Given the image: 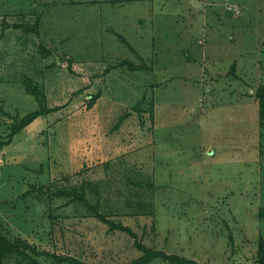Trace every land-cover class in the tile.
Listing matches in <instances>:
<instances>
[{"label":"rangeland","instance_id":"374dc122","mask_svg":"<svg viewBox=\"0 0 264 264\" xmlns=\"http://www.w3.org/2000/svg\"><path fill=\"white\" fill-rule=\"evenodd\" d=\"M27 79L59 109L0 148L8 236L88 264H128L141 255L134 240L198 263L254 262L264 238L253 96L264 83V0H0V139L39 108ZM83 181L93 183L89 201L136 237L78 202L19 197L41 184L80 191Z\"/></svg>","mask_w":264,"mask_h":264},{"label":"trees","instance_id":"16d2710c","mask_svg":"<svg viewBox=\"0 0 264 264\" xmlns=\"http://www.w3.org/2000/svg\"><path fill=\"white\" fill-rule=\"evenodd\" d=\"M2 22H3L2 24H5L6 21L2 20ZM15 27H22V26H15ZM30 30L36 32L37 25L34 24ZM119 37L120 40H122L125 43V45L129 46L132 49L130 43L126 40L125 37H123L122 35H119ZM41 48H42L41 55L43 57L50 55L51 49L49 47H45L44 45H42ZM122 64L124 65L127 64V67L131 70H138L142 68L141 65H138L129 60L122 61ZM68 66L70 67V64H68ZM233 73H234L233 69L231 68V74ZM24 89L27 93H29L39 102V108L28 112L23 117H21L20 120L15 121L12 125L9 126L8 128L9 131L6 135L7 138L0 139V148H2L6 144H9L12 141L13 136L17 132L25 128L27 125H29L38 115L46 114L59 109V107L48 108L45 106L44 101L46 97L44 91L42 90L39 84L35 82L33 83L31 79H27L26 81H24ZM99 95H100L99 93L91 95V98L87 103V107H90L91 104H94L95 101L98 99ZM253 96L258 102L259 126L261 129L264 130V83H260L255 87ZM139 103L140 101H138V105L135 104L134 106L131 107L132 112H136L138 114L139 106H140ZM131 111L127 110L122 114L123 116L121 115L122 117L116 123L115 128L119 126L120 122L123 121L124 116L130 114ZM87 184H93V183L90 181H83V185H82L83 189H81L80 191H78L76 188L73 187L70 190L55 189V191H53L51 186L46 187L43 184H41L35 188L30 187L27 191L24 192V194H21V196L19 197L26 198L31 194H36V193L41 194L47 192V194H49L50 197L65 199L63 204L78 202L80 205L85 206L87 210L86 214L88 216H92L103 223L109 224L110 229L112 230L113 229L122 230L128 234H131L133 237H136V235L133 233V230L130 227L123 225L121 223H116L106 218L107 215L102 213L98 209V206L100 205L98 199H96L94 204H92L89 201L90 199L86 196V191H85ZM142 184L143 183L138 182V185H142ZM133 185H135V183H133ZM51 209L52 210L56 209V207ZM257 217L264 219V209H260L258 211ZM151 226L153 228V223ZM134 244L141 251V255L131 260L128 264H148L156 258H160L169 264H214L210 262L198 263L195 259H189L175 253H167L166 251L155 247H147L136 240H134ZM258 245H259V249L254 262L247 263V262L238 261L229 264H264V238L262 236H259ZM42 260L50 261L55 264H88L85 261L73 255H63L54 252L39 250L37 246L27 241L26 238L18 235L14 237H10L0 229V264H10V263L11 264H44L42 263Z\"/></svg>","mask_w":264,"mask_h":264},{"label":"crops","instance_id":"0c3cea01","mask_svg":"<svg viewBox=\"0 0 264 264\" xmlns=\"http://www.w3.org/2000/svg\"><path fill=\"white\" fill-rule=\"evenodd\" d=\"M18 24H19V23H13V26H19Z\"/></svg>","mask_w":264,"mask_h":264},{"label":"water","instance_id":"95a60500","mask_svg":"<svg viewBox=\"0 0 264 264\" xmlns=\"http://www.w3.org/2000/svg\"><path fill=\"white\" fill-rule=\"evenodd\" d=\"M61 59H63V60H64V58H61ZM61 59H60L59 61H61Z\"/></svg>","mask_w":264,"mask_h":264}]
</instances>
